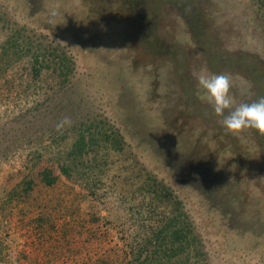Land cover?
<instances>
[{"label": "rangeland", "instance_id": "374dc122", "mask_svg": "<svg viewBox=\"0 0 264 264\" xmlns=\"http://www.w3.org/2000/svg\"><path fill=\"white\" fill-rule=\"evenodd\" d=\"M172 1L141 0L148 27L125 0H0V48L17 30L20 47L31 44L20 61L0 62V264L118 262L132 234L138 227L143 232V218L149 228L180 211L191 215L202 238L203 264H264V136L255 130L240 137L227 133L198 99L193 76L202 68L230 75L234 106L264 96V18L253 0H197L205 26L197 40ZM55 24L78 44L58 36L50 27ZM152 30L169 51L150 49ZM37 48L49 59L34 78L27 59ZM63 52L68 58L59 68L52 59ZM113 107L131 124L141 148L129 136L120 152L99 143L97 156L105 164L101 174L93 170L102 180L99 193L113 185L116 194L101 197L105 218L93 224L85 203L75 202L68 188L80 187L58 170V184L46 188L34 164L39 158L56 163L57 150L74 137L67 132L74 123L95 119L99 130L101 119L114 120ZM64 117L72 125L57 132ZM157 159L162 168L205 171L203 206H186L182 190H167ZM31 178L51 216L42 229L34 221L40 203L16 190ZM152 188L161 199L158 194L152 200ZM209 213L219 214L218 234Z\"/></svg>", "mask_w": 264, "mask_h": 264}, {"label": "trees", "instance_id": "16d2710c", "mask_svg": "<svg viewBox=\"0 0 264 264\" xmlns=\"http://www.w3.org/2000/svg\"><path fill=\"white\" fill-rule=\"evenodd\" d=\"M128 7H130L133 12V16L138 21L141 20L145 26H148L146 21L148 18L142 15V11L140 10V2L141 0H125ZM193 1L194 7L190 6V2ZM173 4L178 8V12L185 18L189 28L195 38L198 40L204 35L205 26L203 25V15L204 12L201 8L197 7V0H184L182 2L172 1ZM253 3L258 8V14L264 18V12H262V8H264V0H253ZM139 16V17H138ZM29 17V15H28ZM152 21V20H149ZM149 24V23H148ZM51 28L58 30L56 34L58 36H62V38H67L71 40L73 45L78 44V40L74 37L68 38L65 37L64 30L61 32L60 26L55 24V27L50 26ZM152 27V26H151ZM64 29V28H63ZM152 29V28H151ZM60 31V32H59ZM64 33V34H63ZM155 32L152 30L151 34ZM20 30H17L11 39H8L0 48V62L7 63H16L20 61L25 54V51H29L31 49V44L26 45L25 47H20V44L17 39L19 37ZM74 35V34H72ZM70 36V35H68ZM12 43V44H11ZM150 49L156 52L165 51L167 48V44L160 39L157 35L154 34V39L149 41ZM76 47V46H75ZM38 49V48H37ZM33 49L34 53L28 55V65L30 66V73L34 78H38L43 70V63L47 62L45 58L49 59V56L44 49ZM54 50H57L55 47ZM170 49L166 50L169 51ZM51 54V53H50ZM54 54V53H53ZM68 56L65 52L62 54H57L52 59L59 68H64L66 66L65 59ZM34 64V65H33ZM257 62L253 57V70L256 68ZM2 67L0 66V69ZM254 72V71H253ZM61 75L70 74V71H62L60 70ZM59 74V75H60ZM118 106V105H117ZM79 107V105H77ZM71 110H73L71 108ZM77 110V108H75ZM121 110L118 107L112 108V117L114 120L111 122L110 120H100L101 129L97 130L96 128L99 126L96 124V120L85 121L84 119H80L77 123H74L67 132H73L74 137L71 143L66 147V143H64L63 147L56 153V163L48 162V160L44 161L42 158H39L34 164V169L37 177L40 180V183L47 187L56 186L59 180L58 170L61 171L67 178L72 180L76 186L80 187L77 189L74 187H68L71 191H75V202H83L84 211L89 216L88 223L96 224L100 221H103L105 216L101 214L100 210V199L104 196H114L116 193L115 187L111 185L109 189L103 188L102 195L99 193L102 190L100 184L101 177H96L93 174V170L97 169L98 172L104 170V158L102 156H97L98 150L100 146V142H103L106 145L107 149H112L113 151L120 152L124 150L125 142L124 138L129 136V138L135 143L136 148L140 149L138 138L133 134L132 129L130 128V123L126 122L120 117ZM74 112V111H73ZM122 113V111H121ZM108 121V122H107ZM98 123V124H99ZM68 135H64L62 138L64 141ZM59 145V144H58ZM132 146V145H130ZM143 147V146H142ZM135 148V149H136ZM94 152V153H93ZM50 161V160H49ZM158 163H160L161 170L160 172L163 174L162 177L159 178L161 182H165L164 186L167 187V190H175V191H183V196H181L182 200L185 202L186 206L190 204V207L200 206L203 204L205 200L203 198L202 190L206 187L208 176L205 175V171L199 170V174L194 175L197 170L192 169L191 173L187 172V168L184 166L173 164L169 167L162 168V161L157 159ZM106 162V160H105ZM200 165L199 162L196 163ZM55 165V166H54ZM188 166V165H187ZM56 167V168H54ZM192 168V167H191ZM154 176V175H153ZM155 177V178H154ZM153 177V182H161L157 181V176ZM159 177V176H158ZM178 177H184L185 180L179 179ZM190 182H188L189 180ZM152 181V180H149ZM35 179H26L23 182H20L16 187L18 190V194L22 198H32L33 203L37 204L39 202V198L35 194ZM102 185V184H101ZM163 185V184H162ZM72 188V189H71ZM196 189L200 191V197L195 196L198 199H195L190 190ZM83 190V191H81ZM220 190V189H219ZM153 197L152 200H156L158 194L160 193L155 188H152ZM199 194V193H198ZM73 198V199H74ZM159 198L162 197L159 194ZM59 202V201H57ZM102 202V201H101ZM40 203L39 213L37 217L34 219L36 225L39 229H42L43 224L46 221L51 219V216H48V213L45 212L43 202ZM38 203V204H39ZM203 206V205H202ZM72 209V206H69ZM106 208V207H104ZM42 210V211H41ZM41 211V213H40ZM71 214H73L71 212ZM209 219L212 220V224L214 227L215 233L218 234L217 227L221 226L218 222L219 214H206ZM145 218H143V232L140 233L139 227L137 229V233L133 235L132 243H126L124 252L126 255H123L121 260L118 262H113L111 260L103 261V264H203L205 260L206 253H204L202 247V238L199 237L198 232L196 231L193 222L191 221V215H188L185 211L178 212L175 216L166 217L161 220L158 225L154 227H149L144 225ZM217 223V224H215ZM220 231V229H219ZM92 234V233H91ZM0 243V247H1Z\"/></svg>", "mask_w": 264, "mask_h": 264}, {"label": "clouds", "instance_id": "9594fccd", "mask_svg": "<svg viewBox=\"0 0 264 264\" xmlns=\"http://www.w3.org/2000/svg\"><path fill=\"white\" fill-rule=\"evenodd\" d=\"M193 76L197 81L198 99L207 103L213 113L221 118L220 124L227 133L240 137L250 130H255L264 136V96L251 103L244 102L234 106L230 75L211 73L202 68L194 72ZM66 125H72L70 117H64L57 123V132L62 133Z\"/></svg>", "mask_w": 264, "mask_h": 264}]
</instances>
